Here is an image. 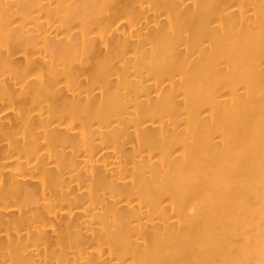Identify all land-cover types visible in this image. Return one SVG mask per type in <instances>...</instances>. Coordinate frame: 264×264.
<instances>
[{"label":"bare ground","instance_id":"6f19581e","mask_svg":"<svg viewBox=\"0 0 264 264\" xmlns=\"http://www.w3.org/2000/svg\"><path fill=\"white\" fill-rule=\"evenodd\" d=\"M0 264H264V0H0Z\"/></svg>","mask_w":264,"mask_h":264}]
</instances>
